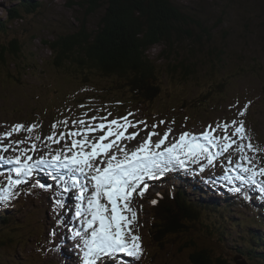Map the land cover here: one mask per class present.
I'll use <instances>...</instances> for the list:
<instances>
[{"label":"rangeland","instance_id":"374dc122","mask_svg":"<svg viewBox=\"0 0 264 264\" xmlns=\"http://www.w3.org/2000/svg\"><path fill=\"white\" fill-rule=\"evenodd\" d=\"M36 1H39L41 6L33 16L22 11V18L12 20L10 19L11 9L14 7L19 8L20 4L26 3L24 0H0V44H7L9 40L12 41V38L16 37L14 43L16 44V41H18L19 47L16 45L17 49L15 52L12 51L11 55L19 58L24 64L23 69H16L12 66L9 72L0 76V133L9 131L15 124L28 126L37 123L42 125V127L33 133V135L40 134L42 136V140L37 142V152L35 154L29 153L33 155V160L38 159L40 156H46L49 151L54 154L64 143V141H61L60 144H50L49 147H45L44 144L46 141L43 137H46L51 132H48L44 126L48 127L53 124L51 122L59 119H70L72 121L76 119H87L92 116L101 115L102 117L108 113H105V105L102 99L105 92L97 90V87L92 88L88 86V83V85L82 84V77L69 74L70 72L64 70L66 69L65 67H63L64 69L55 68L52 51L45 42L46 39L53 40L59 31L65 30L66 25L76 27L83 19L91 23L92 21L97 22L100 14L99 9H90V3L86 4V7H83L78 4L77 0ZM173 1L186 14L189 20L193 21L196 31H203L212 36L207 43H203L201 40V44L198 43L196 47L193 45V53L190 58L198 64L199 77L195 78L197 80H194V82H191V84L185 86L183 89L187 95V100L190 103L197 104L199 102L197 100L199 96L208 98L211 93L220 95L222 98L216 101L215 99L212 100L216 102L214 105L215 108L211 104H208L210 112L200 111L198 109H169V107L165 108V101L171 95V89L173 87L167 86L166 89L169 91L161 93L159 100H154L155 102L151 104H140L143 107L144 113H140L134 105L124 108L123 113L127 111L142 117L144 120L151 116L154 118L153 122L149 123L147 128L144 127V130L138 129L137 127L129 128L128 133L139 132V135L135 139L121 141V143L126 144L129 151L134 150L147 137L148 132L152 131V125L158 124L159 121H164L160 117L162 115L164 118L165 116L170 117L171 124L178 127L175 129L173 126L160 124L155 129L163 135L167 129L171 128L172 132L169 136V142L173 138H178L182 132L199 134L206 130L209 125L214 127L218 122H230L234 119H243L246 129L252 137V142L256 143L259 137V141H263V145L259 146H264V0ZM101 7L104 8L102 11H105L106 6L101 5ZM5 25L7 26V31L1 34L2 26ZM164 46L165 44H160L152 48L149 52L150 56L160 62L159 58L162 57ZM212 49L217 50L216 54L219 56L212 55ZM179 50L182 51L180 54L181 59L187 60L190 55V48L187 47L186 43ZM161 60L166 62L164 58H161ZM9 61H11V58H9ZM14 70H18V72H14ZM92 78L94 81L100 80V77L93 76ZM113 81L109 80L108 82L113 83ZM167 81L172 82L171 79H167ZM226 81L227 83L225 85L224 82ZM210 84L214 85L210 86ZM213 87H217V91L209 93V90ZM205 88L206 92H201ZM174 89L179 93L178 88ZM118 92L120 91L118 90ZM120 93L128 94L126 92ZM249 101L251 104L246 114L242 117L239 116V111ZM227 102H233L236 108L232 111L223 109L225 108L223 103ZM81 105L84 107H81ZM98 109L100 111H97ZM154 111L156 112L154 113ZM85 113L87 116H85ZM131 121L135 122V120ZM187 127H198V132H193V130L187 129ZM49 130L52 131V128ZM100 134L102 133H95V135ZM26 135V132L21 131L18 134H14L11 139L21 140ZM152 139L155 142L159 137L153 136ZM68 142L70 143V140ZM4 143H8V140H5ZM21 147H28V145H22ZM18 154L17 152L9 150L8 152H3L2 156L14 157ZM236 158V155H234L233 159L235 160ZM260 163L264 166V155H261ZM3 167H5L4 170L7 175H9L11 174L9 170L15 167V165L0 160V169ZM198 167V165L193 164L188 171L180 169L182 172H179V174L182 173L183 175L178 177V174H176L175 179L162 177L150 180L148 181L150 187L143 198L136 197L134 199V207L139 209L141 205L143 206L138 211L140 225L138 231L142 238L143 254L149 257L148 260L145 263H138L136 258L120 254L119 259L106 260V264H190V252L184 249L185 242L179 241L177 245L172 247V251L168 250L165 253L158 252L152 245L154 237L149 233V228H152V225L157 219V216L152 212L153 204L151 201L157 194L161 193L163 188H169L171 184L174 185V196L181 195L184 201L190 199L198 201L200 202L199 208H205L203 210L204 212L212 214L216 221L220 218L218 223L221 224L224 235L221 237V233L217 234L219 229L216 227V224L209 221V228L206 229L205 227L200 232L202 240L206 244L229 254L231 252L228 251H235L234 247L236 246L237 236H235L236 232L231 228V223L234 221L233 217L240 215L238 213L240 211L242 215L238 217L239 220L248 221L255 214V211H253L256 209L255 205L259 204H255L254 201L253 205H248L247 208L249 209L240 206L234 209L230 207V211L227 212V217H224L221 215V210L216 211L215 208L217 206L213 204L205 205L211 198L203 197L202 199H194L185 197L183 194H189L190 192L189 189H186V192L185 188L182 187L183 185L196 186L203 182L202 184L204 186L210 185L216 187L217 192L214 187L213 189L211 187L207 188L211 189L215 196L221 191L231 189L233 186L235 187L234 182L225 178V170L228 167L225 157H219L216 164L213 167L207 168L204 172H199ZM44 171L47 175H43ZM49 171L45 170V166H42L35 174L43 177L42 181H46L47 183L51 182L52 184H50L54 187L56 182L48 175ZM2 176L5 177L6 175L2 174ZM2 176L0 179V187L6 184L5 178ZM44 176H49V178ZM179 178L181 179L179 180ZM28 182L30 183L28 184ZM32 182L33 177L19 186L17 192H19L20 196L24 195L27 187L31 186ZM221 183H224V185H221ZM53 187L46 190V196H49L50 200L54 202V200L56 201L61 197V193L57 187L55 189ZM238 187L249 189L251 186L241 185L239 182ZM38 188L36 187L37 190H42ZM252 193L254 194L253 199L255 200L257 197H264V193H261L259 190H254ZM0 194L4 195L2 192ZM40 194L41 191L30 193L26 198L22 199L23 201L21 203L17 202L16 205L14 204L10 208L17 206V208L30 211V206L33 203H37L36 206L38 209H42L45 204L38 199ZM13 199L15 198L13 197L8 203L13 201ZM62 199L64 201L63 207H58L55 202L54 206L50 207L45 201V208H50L52 212H56L58 220L60 222L62 221V223L54 225L50 230L49 225L48 232H51L52 238H49L44 244L42 252L36 251V239L35 237H31L28 242L15 249L19 251V249L21 250L26 245L27 247L24 249L25 252H23V255L19 254V256L12 257L10 254H3V250L7 249L0 247V254H3L0 255V264H29L30 261L33 264H51V262L43 261L48 258L52 260L53 264H83L84 249L82 241L72 237L73 229L83 228L82 220L75 215L76 207H79V201L77 202V206L72 202V200L77 199L75 190L65 194ZM230 199L235 204V200L229 198V205L232 204ZM192 204L194 205V202ZM202 204L206 207L202 206ZM4 205L9 207L7 203H4ZM46 214L49 215L48 210ZM247 226L244 225V228ZM257 228L260 232L264 231V228ZM6 232L7 230L3 234ZM229 233L233 236L227 240L226 238ZM46 237L48 238V235ZM217 237H221L222 241ZM156 241L160 243L159 240ZM57 243L59 245L58 247H62L61 250L63 252L57 250ZM261 243L262 241L259 240L258 244ZM164 244L165 247L166 245H170L168 241H164ZM159 247L163 248L160 245ZM12 251L13 249L9 250V253ZM152 256L154 259H152ZM161 256H163L162 260H160ZM1 259H5L6 261H2ZM241 259L242 262L248 264L246 259ZM249 264L252 263L249 262Z\"/></svg>","mask_w":264,"mask_h":264},{"label":"trees","instance_id":"16d2710c","mask_svg":"<svg viewBox=\"0 0 264 264\" xmlns=\"http://www.w3.org/2000/svg\"><path fill=\"white\" fill-rule=\"evenodd\" d=\"M24 2L26 4H20L19 8L11 9L10 19L22 18V11L33 16L41 6V3L36 0H24ZM77 2L83 7L90 3V9H99V19L92 23L83 19L76 27L66 25L65 30L59 31L53 40H45L52 51L55 68L64 69L65 67L64 70L70 72L69 74L82 77V84L85 85L94 81L93 76H101L102 78L98 81L99 87L96 89L102 91L106 86L104 97L112 95L114 101L117 98V101L123 103V99L134 102L133 105L140 113H144L140 104L154 103L155 97L164 91H169L166 89L167 86L173 87L171 95L165 101V108L169 107V109H198L210 112L208 104L214 107L216 102L212 100L222 98L220 95L211 93L218 89L213 87L209 90L211 94L208 98L205 96L197 98L199 101L197 104L187 100L183 89L199 77L198 64L190 58L193 45L196 47L202 41L207 43L212 36L203 31H196L193 21L189 20L173 0H77ZM101 5L106 6L105 11H102L104 8ZM6 27V25L2 26L1 34L6 33ZM15 40L16 37H13L7 44H0V76L9 72L12 66L16 69L24 68L23 61L11 55L12 51H16V45L18 46V41L15 44ZM184 43L190 48L187 60L181 59L182 51L179 50ZM160 44H165L161 58H164L166 62H163L161 58L158 62L149 54L152 48ZM216 53L217 50H211L212 55L219 56ZM15 71L18 72V70ZM109 77L115 79L113 83L104 80ZM167 79H171L172 82H168ZM120 80L122 84L116 85L115 82ZM226 83L227 81L224 82L225 85ZM213 85L210 84V86ZM174 88H178L179 93ZM205 90L206 88L201 92H206ZM183 195L187 197L186 193ZM162 197L165 200H162L161 196L156 198L159 202L153 210L157 219L150 229L154 237L152 245L156 251L164 253L168 250L172 251L168 245L165 247L164 241H169L174 246L179 241H183L184 249L190 252V264H238L233 258L234 255L212 247L202 240L200 232L205 227L209 228V221L216 224L219 229L217 234L221 233V237L224 235L221 224L217 223L212 214L204 212L203 207L199 208L197 202H194V205L198 207L195 209L191 199L184 201L181 195L174 196L167 192ZM33 205L38 209L37 203ZM219 209L221 210L222 207ZM39 210L43 209L29 211L17 208L14 214L0 216V247L7 249L3 250V254H10L12 257L23 255L26 245L19 251L15 249L28 242L31 237H35L37 242L41 243L46 236L43 231L47 233L48 222L41 214L43 211ZM27 213L28 215L25 216ZM233 222L240 224L235 220ZM261 225L264 226V223ZM195 227L199 233L195 232ZM250 229L248 236L242 231L238 232L234 252L241 254L252 264H264V231L262 233L253 228ZM6 230L7 232L3 234ZM228 236L225 237L227 240L233 235L229 233ZM221 237L217 238L222 241ZM238 238L240 240H237ZM259 240L262 241L261 244H258ZM240 241L251 242L243 244ZM11 249L13 251L9 253ZM35 249L41 252L38 246ZM228 252L233 253V251ZM152 259H154L153 256ZM162 259L163 256L160 260ZM29 264L33 262L30 261Z\"/></svg>","mask_w":264,"mask_h":264},{"label":"snow or ice","instance_id":"6c2138e0","mask_svg":"<svg viewBox=\"0 0 264 264\" xmlns=\"http://www.w3.org/2000/svg\"><path fill=\"white\" fill-rule=\"evenodd\" d=\"M250 104V101L245 104L239 116L246 114ZM111 115L108 112L102 117L72 120L71 128L68 119L54 122L50 126L51 133L43 137L44 146L64 143L54 154L49 151L36 160L29 153L37 152V142L42 136L33 133L42 125L15 124L9 131L0 133V152L19 153L14 157L0 155V160L15 165L9 170L11 174L5 176L6 184L0 187V192L4 193L0 199L11 200L19 186L45 166L61 193L55 201L58 207H63L65 194L76 192L79 207L75 215L82 220L83 229H73L72 237L82 241L83 264H106V260L119 259L120 254L136 259L142 257L138 211L143 206L134 207V199L143 198L150 187L148 181L162 178L173 169L188 171L196 164L199 172H204L223 156L228 165L226 179L256 186L264 193V166L260 163L264 146L252 142L243 119L218 122L214 127L209 125L199 134L182 132L171 142V128L163 135L155 130L165 123L162 120L152 125V131L138 147L129 151L121 141L135 139L139 132L128 133V129L148 125L145 121L129 120L133 113L108 120ZM21 131L27 133L24 139H11ZM98 132L102 134L95 135ZM153 136L159 139L153 142ZM5 140L8 143H4ZM33 187L51 189L53 185L37 182ZM232 190L239 193L242 188ZM151 203L156 204L157 200Z\"/></svg>","mask_w":264,"mask_h":264},{"label":"bare ground","instance_id":"6f19581e","mask_svg":"<svg viewBox=\"0 0 264 264\" xmlns=\"http://www.w3.org/2000/svg\"><path fill=\"white\" fill-rule=\"evenodd\" d=\"M232 107V109L234 110V106L232 105L231 106ZM133 112H134V110H132ZM147 119V118H146ZM187 129H190V130H193V132H198L197 131V129H198V127L197 128H193V127H190V128H188L187 127ZM200 131H201V129H200ZM3 154V152H0V155H2ZM5 167H3V168H1L0 169V172L1 173H3V174H5V175H7V173L5 172ZM43 175H47V173L44 171L43 172ZM49 175V174H48ZM168 175H169V177H171V179H175V174H173L172 172H168ZM178 175H179V172H178ZM195 178V177H194ZM0 179H1V175H0ZM175 181V180H174ZM31 182V181H30ZM30 182H28V184L30 183ZM172 182V181H171ZM199 182V181H198ZM38 188V187H37ZM234 188V186L231 188V189H228V190H225V191H221L217 196H215L214 194H213V192L211 191V189H207V188H205V189H199V188H196L195 190H193V188H188L189 189V194H187L190 198H193L195 195H196V197H198L199 199H202L203 197H208V198H211L210 199V204H213V205H215V206H217V208H215L216 209V211H219L220 209V207H222V209H228V210H230V205H229V198H233L234 200H235V204H237L238 206H240V207H245V208H247L248 207V205L249 204H254L253 202L255 201V204H259V205H255V208L256 209H261L262 207L264 208V204H263V200H264V197L263 196H260L261 198H259V197H257V199L255 200V199H253V195L251 194V192H253L254 190H259L258 189V187H256V186H251L249 189H245L244 187H241L242 188V191L241 192H234L233 194H230L229 193V190H232ZM39 189V188H38ZM213 189V188H212ZM184 190V189H183ZM233 191V190H232ZM187 192V191H186ZM185 194V193H184ZM169 195V194H168ZM0 196H3V195H1L0 194ZM161 195L160 194H157V196H155V198H153L154 200H156V198H158V197H160ZM14 198L15 199H13V201H11V202H9L8 203V201L9 200H2V199H0V211H1V213H0V216L2 215V214H4V215H10V214H14V211L17 209V206H13L12 208H10L12 205H16L17 204V202H19V203H21L23 200V198L20 196V195H16V196H14ZM218 198H220L221 199V202H214L215 200H217ZM12 200V199H11ZM77 200V202H78V199H76ZM43 201V203L46 205V202L44 201V200H42ZM207 201V200H206ZM230 201L232 202V204H234V201H232L231 199H230ZM54 202H55V200H54ZM158 202L159 201H157V203L156 204H153V207H156V205L158 204ZM4 203H7V204H9V207L7 206V205H4ZM209 203L207 202V204H205V205H208ZM43 206L42 207V209H43V211H47V210H49L50 208H45L46 206ZM203 206H205L204 204H202ZM206 207V206H205ZM18 209H20V208H18ZM30 209L32 210V211H38V209H36L35 208V206L32 204L31 206H30ZM205 209V208H204ZM203 210V209H202ZM238 213L240 214V215H238V216H234L233 217V219L235 220V221H237V222H241L242 220H239V216H241L242 215V213H240V211H238ZM83 229V228H82ZM195 232H197V233H199L198 231H197V229H196V227H195ZM264 230V229H263ZM250 231L252 232V230L250 229ZM176 233V232H175ZM176 234H180V233H176ZM194 235V234H193ZM257 236V235H256ZM181 237H183V235L181 236ZM238 240H240L239 238H238ZM175 241V240H174ZM168 243L170 244V245H168L169 247H174V245H173V243H170L169 241H168ZM235 250V249H234ZM230 255H234V259H239V258H241V254H239V253H237V254H235V252H233V253H231ZM230 258V257H229ZM233 259V260H234ZM44 262H51L52 263V260H50L49 258L48 259H45V260H43ZM139 263V262H138Z\"/></svg>","mask_w":264,"mask_h":264},{"label":"water","instance_id":"95a60500","mask_svg":"<svg viewBox=\"0 0 264 264\" xmlns=\"http://www.w3.org/2000/svg\"><path fill=\"white\" fill-rule=\"evenodd\" d=\"M235 260L237 261L238 264H246L245 262H242V261H241V260H242L241 258H239V259H235Z\"/></svg>","mask_w":264,"mask_h":264}]
</instances>
